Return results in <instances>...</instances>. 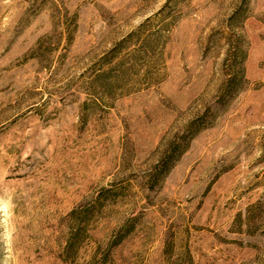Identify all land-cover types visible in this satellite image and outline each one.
<instances>
[{"label":"rangeland","instance_id":"374dc122","mask_svg":"<svg viewBox=\"0 0 264 264\" xmlns=\"http://www.w3.org/2000/svg\"><path fill=\"white\" fill-rule=\"evenodd\" d=\"M0 264H264V0H0Z\"/></svg>","mask_w":264,"mask_h":264},{"label":"trees","instance_id":"16d2710c","mask_svg":"<svg viewBox=\"0 0 264 264\" xmlns=\"http://www.w3.org/2000/svg\"><path fill=\"white\" fill-rule=\"evenodd\" d=\"M242 59L239 60V63L235 65L234 67V75L231 79L227 81V84L225 88L227 89V92L230 94H234L236 90L242 83L246 80V73L244 68V61L246 54L242 52ZM238 56V54H237ZM240 91V90H239ZM238 92V91H237ZM206 114L203 113L202 115L195 116L194 119L189 123L188 128L185 133H183L181 143L180 145H173L169 150L166 151L165 155L161 159L160 168L159 164L156 166L157 171L155 174L157 176L164 175L172 170V167L174 166L175 162L179 160L181 155L187 150L189 147V144L191 142V139L195 137L196 133L200 132L201 130L206 128ZM179 152V153H178Z\"/></svg>","mask_w":264,"mask_h":264}]
</instances>
